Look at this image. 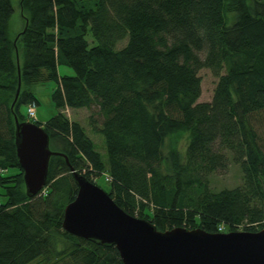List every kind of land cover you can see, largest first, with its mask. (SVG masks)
Listing matches in <instances>:
<instances>
[{"label":"trees","instance_id":"obj_1","mask_svg":"<svg viewBox=\"0 0 264 264\" xmlns=\"http://www.w3.org/2000/svg\"><path fill=\"white\" fill-rule=\"evenodd\" d=\"M0 0V264H122L113 246L66 233L76 186L103 172L119 209L165 230L264 228V0ZM70 66L61 75L57 65ZM201 67L215 75L200 95ZM17 78L20 81L14 102ZM55 83L41 123L45 185L23 193L14 116ZM13 102V103H12ZM89 109L103 152L65 109ZM98 117V119H97ZM184 134L181 149L174 136ZM238 164L241 181L212 191L208 175Z\"/></svg>","mask_w":264,"mask_h":264},{"label":"water","instance_id":"obj_2","mask_svg":"<svg viewBox=\"0 0 264 264\" xmlns=\"http://www.w3.org/2000/svg\"><path fill=\"white\" fill-rule=\"evenodd\" d=\"M19 86L17 78L13 102ZM16 118L14 152L22 169L23 193L30 198L45 185L49 156L61 152L49 149L48 135L39 124ZM71 168L76 193L63 207L62 229L113 246L122 264H264V228L213 233L177 225L161 230L149 219L119 209L104 189Z\"/></svg>","mask_w":264,"mask_h":264},{"label":"rangeland","instance_id":"obj_3","mask_svg":"<svg viewBox=\"0 0 264 264\" xmlns=\"http://www.w3.org/2000/svg\"><path fill=\"white\" fill-rule=\"evenodd\" d=\"M18 0H11L12 6H13V13L10 15V32L15 33L18 32L20 29L19 25V12H18V6H16ZM57 71L59 74L64 75V74H69L71 75L73 73L72 69L70 66L67 65H62L58 64L57 65ZM198 76L200 77V95L197 101H202L206 100L208 101L211 98L212 94V88L215 82V75L210 72L208 69H205L204 67H201L198 71ZM55 83L49 79H46L43 82H36L33 87H31L35 99H36V105H35V118L34 121H40L43 123L47 117L50 115L52 116L55 112L56 109L54 108V104L52 102V99L50 98V94L52 89L54 88ZM19 110L21 113L26 115V110H25V105L20 106ZM66 118L69 120H74V121H79L82 124V128H84L85 132L87 135L94 141L95 148L98 151L103 152V142H102V137L101 134L98 132L96 133L93 131L91 127H89L90 124H88V114H89V109L86 108H77L75 110L72 109H65L63 111ZM98 119V117H97ZM184 134L174 136L173 140L175 141V144L180 147L181 149L183 148L184 145ZM229 159L227 160V167L224 171L220 172L219 170H216V172H212L211 174L208 175V182L207 184L211 188L212 191H217V189H222V188H227V187H234L239 181H241V172L239 165L236 163L234 164L230 160V152H227ZM108 176L106 173H102L98 177H96V184L101 188L108 190L107 187H109ZM40 259H34L33 262L29 264H44L43 262H39Z\"/></svg>","mask_w":264,"mask_h":264},{"label":"built area","instance_id":"obj_4","mask_svg":"<svg viewBox=\"0 0 264 264\" xmlns=\"http://www.w3.org/2000/svg\"><path fill=\"white\" fill-rule=\"evenodd\" d=\"M34 104L33 103H30V102H28L27 104H26V107H25V110H26V116L27 117H30V119L31 118H34Z\"/></svg>","mask_w":264,"mask_h":264},{"label":"bare ground","instance_id":"obj_5","mask_svg":"<svg viewBox=\"0 0 264 264\" xmlns=\"http://www.w3.org/2000/svg\"><path fill=\"white\" fill-rule=\"evenodd\" d=\"M17 96V95H16ZM41 129H42V126H41ZM31 197V196H30Z\"/></svg>","mask_w":264,"mask_h":264}]
</instances>
